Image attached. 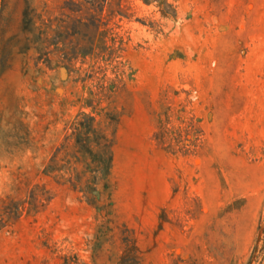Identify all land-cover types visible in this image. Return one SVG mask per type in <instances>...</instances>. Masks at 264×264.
Listing matches in <instances>:
<instances>
[{
	"label": "rangeland",
	"instance_id": "374dc122",
	"mask_svg": "<svg viewBox=\"0 0 264 264\" xmlns=\"http://www.w3.org/2000/svg\"><path fill=\"white\" fill-rule=\"evenodd\" d=\"M45 1L0 0V206L43 194L5 218L0 264H264V0H125L116 60L69 68L24 29ZM79 112L113 140L88 196L65 181Z\"/></svg>",
	"mask_w": 264,
	"mask_h": 264
},
{
	"label": "trees",
	"instance_id": "16d2710c",
	"mask_svg": "<svg viewBox=\"0 0 264 264\" xmlns=\"http://www.w3.org/2000/svg\"><path fill=\"white\" fill-rule=\"evenodd\" d=\"M55 1L57 5L54 8L45 1L41 9L26 5L23 10L24 29L33 35L32 40L36 43L34 49L38 54L49 62L51 55H56L59 62L56 61L55 66L62 64L67 68V64L70 65L79 56H89L105 63L116 60L118 52L115 40L109 36L113 29L111 21L127 17L123 4L125 0ZM157 5L162 16H176V6L173 2L160 0ZM56 11L58 13L54 14ZM100 27L103 29L100 30ZM90 103L91 99H88L85 105L91 106ZM108 118L113 119L110 116ZM65 139L71 142L66 154L69 175L65 181L87 196L93 194L97 184L109 175L112 166V138L97 127L93 114L79 112L71 122L70 133ZM63 146L62 144L56 149L54 158ZM51 161L53 165L49 166L45 174L63 169L62 165L57 167L58 160ZM39 190L35 185L22 202L3 203L0 206V229L5 226V218L21 214L26 203L32 208L39 206L43 197ZM87 201L92 203L89 199ZM65 264L70 263L66 261Z\"/></svg>",
	"mask_w": 264,
	"mask_h": 264
}]
</instances>
